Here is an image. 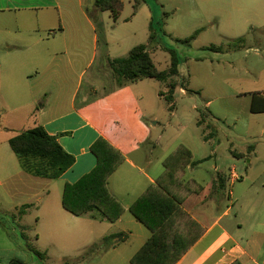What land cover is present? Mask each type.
Masks as SVG:
<instances>
[{"label":"crops","instance_id":"1","mask_svg":"<svg viewBox=\"0 0 264 264\" xmlns=\"http://www.w3.org/2000/svg\"><path fill=\"white\" fill-rule=\"evenodd\" d=\"M122 1L123 10L118 20L112 17L110 11H103V15L106 12L109 13L115 25L119 27L134 21L135 23L142 21L140 24H142L143 32H149L150 35V23L154 20L153 15L157 11L155 5H152L149 0H135L134 9L126 13V5L124 0ZM75 2V0H0V26L4 24L1 19L15 18L13 21L17 26L16 32L22 33L20 42L24 44L20 49L15 48L18 45L12 44L9 48L14 53L6 55L5 62L0 63V90H8L11 95H14L13 98L22 101L25 87L31 86L36 94L33 100H42V105L36 108L35 116L38 118L35 126L43 125L50 134L58 137L61 145L69 153L75 156L74 164L67 171L57 179H49L54 180L61 187L60 200L58 197L55 200L40 197L41 193L46 192L50 196L51 190L47 188L39 192L33 184L28 189L31 193L27 195L26 201L21 206L16 205L15 210L24 208V214L18 217L19 222H23L29 212L35 208L41 214L37 217L38 222H43L46 217L56 221L67 219L66 228L69 234L71 230L76 229L80 230V237L94 234L96 236L94 244L87 245L90 240L84 241L82 243L85 244L84 252L74 258L72 264H85L92 253H101L103 264H132V257L151 237L152 230L135 217L130 211V206L150 185L157 182L158 177L165 171L164 160L170 153L165 152L161 157H156L155 149L159 143L153 135L152 127L144 128L141 136L135 137L131 127L125 131L122 127L115 128L122 121L119 115L116 114L113 119L108 120L105 112L104 116L96 112V101H92L89 97L78 100L82 73L70 94H64V90L56 91L55 86L59 84L55 83L54 79L59 75L60 70H74L81 60L83 70L92 68L99 58L103 59V88H106L104 75L110 60L122 56L114 55L111 52V45L115 42L114 40L122 45L130 38L129 32H119L117 38L113 32H97L94 17L100 9L96 7L95 0H91V9L85 5V0H78L79 11L94 32H91V48L87 52L77 48L74 35L79 32H66L64 23L66 19L64 7L74 5ZM129 2L132 3V1ZM197 5L201 11V19L197 23L199 24L197 30L200 29V32L195 41L205 32H214L221 38V41H217L218 44L234 42L237 46L240 44V47L247 48L243 57V67L239 68L244 69V76H247L245 82L251 89L241 94L250 97L248 110L251 113L264 112V0H197ZM30 16L36 18L38 28L33 27V22L28 21L27 18ZM72 20L75 21L74 13H72ZM59 22L61 25H58ZM3 26L7 32H11L7 24ZM137 26L139 25L136 24V30L132 28L131 35L134 34L133 32H139ZM57 28L62 32H58ZM58 34L64 35L62 47L50 44V38ZM101 37H103V54L99 55ZM241 37L243 39H239ZM27 38H30L28 45L25 43ZM134 46L123 52L127 50L129 52ZM206 47L207 45L203 49L208 50ZM150 52L152 55V48ZM199 61L210 63L212 68L215 65L227 64L232 70L237 69L236 56L205 55ZM42 73H47L49 77L54 78L33 82L34 76ZM214 75L213 71L212 77ZM126 86L118 88L115 85L110 91H105L103 102L114 104L117 110L121 109L122 99L117 94ZM181 90L185 91V89ZM33 91L30 89L31 93ZM209 103L210 100L207 104ZM6 106L11 109L10 104ZM24 107L25 105L18 104L14 106V109L19 110ZM203 125L205 124L199 126ZM100 136L106 138L125 156L124 162L109 178L110 191L125 207L123 214L114 222L98 217L95 212L81 216L74 215L62 204L65 184L76 182L96 166L97 158L91 151V146ZM158 138L160 139L161 136ZM217 138L216 135L213 136L206 131L202 134L205 144L214 142ZM233 144L230 140L228 148L231 151ZM248 151L255 152V147H250ZM233 152L235 156L242 155L237 151ZM216 155V147L200 157L192 153V161L183 175V181L194 180L201 186L189 194L185 191L180 192L181 206L201 229L197 241L176 264H264L262 248L264 216L259 214V209L264 207V193L260 190L252 191L254 183H248L250 189L243 190L241 193L236 194L234 189L227 193L229 183L230 186L235 187L237 181L245 182L244 176L237 172L235 165L231 167L229 174L221 172L217 162L209 167L211 171L208 167L206 168V174L200 176L195 174L197 168H202L200 166L205 161H209ZM0 164H6V161L0 160ZM24 173L32 175L25 171ZM246 176L248 179L249 174ZM26 177L29 178V176ZM29 179L36 183L33 178ZM256 193L257 199L254 197ZM235 207L237 212L233 216L232 210ZM22 227L27 229L29 226L22 225ZM111 235L113 238L108 242L105 241V238ZM72 238L76 239L75 236ZM51 240H55L54 236ZM65 241L74 244L68 238Z\"/></svg>","mask_w":264,"mask_h":264},{"label":"rangeland","instance_id":"2","mask_svg":"<svg viewBox=\"0 0 264 264\" xmlns=\"http://www.w3.org/2000/svg\"><path fill=\"white\" fill-rule=\"evenodd\" d=\"M75 1L74 5L64 7L66 32H79L74 35V37L76 36L75 45L87 52L91 48L90 37L91 32L94 31L90 29L86 19L79 11L78 0ZM149 1L157 8L153 15L154 27L158 34V44L152 48L154 61L160 70H168L171 65V53L163 46L174 49L180 57V77L187 78L184 87L192 89L193 93L186 90L183 92L182 87H179L175 95V107L172 108V104L160 95L161 91L167 92V84L155 78H146L139 83L129 84L117 94L122 99L121 109L117 110L114 104H106L102 100L103 93L113 89L117 80L112 69L108 66L104 75L106 88H103V59L100 58L92 68L83 70V61L81 60L74 70H60L59 75H55L54 79L55 83L59 84L55 86L56 91L63 92L64 90V94H70L82 73L78 100L89 97L92 101H96V112L103 116L105 112L108 120L113 119L116 114L119 115L122 121L115 128L122 127V130L125 131L131 127L135 137L141 136L144 128L152 127L153 135L159 143L155 149L156 157H161L165 152L171 154L181 145L189 148L196 157L209 153L216 147L217 155L209 161H205L200 166L202 168H197L196 175L206 174V168L216 162L219 164L221 172L226 174H229L231 167L235 165L237 172L244 176L245 182L237 181L235 187L230 186L229 183L227 193L233 189L236 194L250 189L248 183H254L252 191L260 190L264 193V112L251 113L248 110L250 97L241 94L251 89L250 85L245 82L247 76H244V69L239 68L243 67V57L247 48L240 47V44L238 46L237 44L229 45L228 42L221 44L219 42L218 44L217 41H221V38L214 32L203 33L191 44L178 41V39L192 35L199 26L197 23L201 19V11L197 0ZM124 2L126 13H130L134 9L135 0H124ZM85 5L91 9V0H85ZM72 13L75 14L74 22ZM104 14L100 10L94 17L97 32H113L116 38L119 32L130 33V38L122 45L114 40L115 42L111 45V52L114 55L125 56L128 54V50L123 51L129 47L148 41L149 32H143L142 24H140L142 21H137V23L134 21V23L119 27L115 25L116 23L109 13ZM14 19H1L2 23L8 25L11 32L5 30L4 24L0 26V63L5 62L6 55L14 53L9 48L12 44L18 45L15 47L16 49H20L21 45H24L20 42L22 33L16 32L17 26L14 25ZM27 19L30 23H34L33 27L38 28L39 24L35 17L30 16ZM136 24L139 25L137 26L139 32H133L134 34L131 35L132 30H136ZM58 25L61 23L59 22ZM57 31L62 32L59 28ZM46 32L48 30L45 31V34ZM63 36V34H58L56 37L50 38V44L62 47ZM25 41L28 45L30 38ZM211 43L223 46V50L203 49L205 45L208 46ZM236 46L237 48H235ZM120 47L122 48L120 49ZM102 54L103 37H101L99 47V55ZM222 54L236 56L237 69L232 70L227 64L224 66L215 65L212 68L210 63L199 61L205 55L221 56ZM213 71L215 75L212 77ZM34 75H36L35 72ZM51 78L54 77L42 73L34 76L33 82ZM30 89L33 91L31 86L25 87L22 101L13 98L14 95H11L6 89L0 90V160L6 161V164H0V264H11L13 259L24 260V264H72L73 259L84 252L85 244H82L84 241H91L87 245L94 244L93 241L96 239L94 234L80 237L78 229L71 230L69 234V230L66 228L67 219L56 221L46 217L43 222H38L36 221L37 217H40L41 214L35 208L29 212L23 222H19L18 217H14L13 214L20 211L21 207L15 210L16 205L21 206L26 201L27 195L31 193V190L28 189L33 184L39 192L47 188L51 190L50 196L47 192L40 194V197L44 199L47 197L48 200H55L58 197L60 200L61 194V187L54 180L26 175L19 163V158L9 144L10 137L35 126L38 118L35 116L36 108L42 105V100H33L36 94L34 91L31 93ZM209 100L210 103L207 104ZM7 104L11 105V109L7 108ZM18 104L25 105V107L19 110L14 109V106ZM206 108L211 112V115L207 117L206 122H202L205 125L199 126L197 121L200 118L201 110ZM205 131L218 138L214 142L203 143L202 134ZM159 136H161L160 139ZM229 139L234 143L232 151L228 148ZM250 147H255V152L250 153L248 151ZM233 151L242 155L235 156ZM209 170L211 171L210 168ZM246 174H249L248 179ZM26 176L36 180V183ZM254 197L258 198L257 193ZM263 208L259 209L261 216H264ZM236 209L235 207L232 210L233 216L237 212ZM22 225L29 227L25 229ZM52 236L55 238L53 241L51 240ZM73 236H75V240H73ZM67 238L74 244L67 243L65 241ZM262 248L264 251V244ZM85 264H103V255L92 253L91 258Z\"/></svg>","mask_w":264,"mask_h":264},{"label":"trees","instance_id":"3","mask_svg":"<svg viewBox=\"0 0 264 264\" xmlns=\"http://www.w3.org/2000/svg\"><path fill=\"white\" fill-rule=\"evenodd\" d=\"M95 5L101 11H110L115 20H118L123 10L122 0H95ZM199 32L200 29L178 41L191 44ZM157 40L158 34L152 20L148 43L137 44L127 55L112 58L109 67L116 77L118 88L146 78H155L167 84V92L161 91L160 95L174 108L179 87L190 93L194 91L184 87L187 78L180 77V57L174 49L163 46L171 53L170 68L160 70L157 67L150 52L158 44ZM206 48L223 50V46L215 44ZM209 115L211 112L208 108L201 110L198 124L206 122ZM9 144L19 158L22 169L35 176L57 179L75 162V156L43 125L22 130L9 139ZM91 151L97 158L96 166L76 182L65 184L62 204L74 215L95 212L98 217L114 222L123 214L125 207L110 191L109 178L124 162L125 156L102 136L92 144ZM191 161L192 152L189 148L181 145L175 149L164 160L165 171L157 182L150 185L130 206L135 217L152 230L151 237L132 257V264H176L200 236L198 223L181 206L180 192L189 194L201 187L194 180H182ZM13 214L16 218L20 217L24 214V208ZM112 238V235L108 236L105 241ZM11 264H24V261L13 259Z\"/></svg>","mask_w":264,"mask_h":264}]
</instances>
